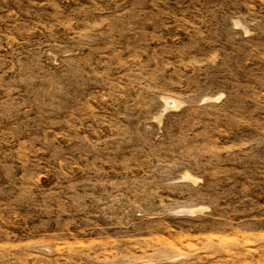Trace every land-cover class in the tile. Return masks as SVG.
Here are the masks:
<instances>
[{
  "label": "rangeland",
  "instance_id": "374dc122",
  "mask_svg": "<svg viewBox=\"0 0 264 264\" xmlns=\"http://www.w3.org/2000/svg\"><path fill=\"white\" fill-rule=\"evenodd\" d=\"M0 264H264V0H0Z\"/></svg>",
  "mask_w": 264,
  "mask_h": 264
}]
</instances>
